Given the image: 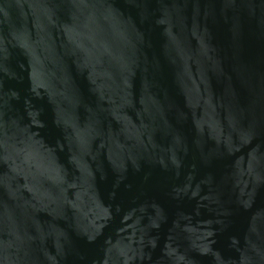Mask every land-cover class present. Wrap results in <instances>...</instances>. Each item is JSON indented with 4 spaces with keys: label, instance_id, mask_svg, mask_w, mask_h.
<instances>
[{
    "label": "water",
    "instance_id": "1",
    "mask_svg": "<svg viewBox=\"0 0 264 264\" xmlns=\"http://www.w3.org/2000/svg\"><path fill=\"white\" fill-rule=\"evenodd\" d=\"M0 264H264V0H0Z\"/></svg>",
    "mask_w": 264,
    "mask_h": 264
}]
</instances>
